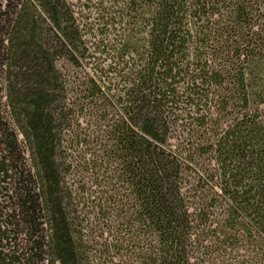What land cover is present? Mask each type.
<instances>
[{
  "label": "trees",
  "instance_id": "1",
  "mask_svg": "<svg viewBox=\"0 0 264 264\" xmlns=\"http://www.w3.org/2000/svg\"><path fill=\"white\" fill-rule=\"evenodd\" d=\"M12 2L0 264H264V0Z\"/></svg>",
  "mask_w": 264,
  "mask_h": 264
},
{
  "label": "rangeland",
  "instance_id": "2",
  "mask_svg": "<svg viewBox=\"0 0 264 264\" xmlns=\"http://www.w3.org/2000/svg\"><path fill=\"white\" fill-rule=\"evenodd\" d=\"M14 5L12 0H0V13H2V21H0V69L1 62L3 61V56L1 54L2 44H5L6 39V31L9 26L10 18L13 15ZM5 99L4 89H3V81L0 76V101L3 102Z\"/></svg>",
  "mask_w": 264,
  "mask_h": 264
}]
</instances>
